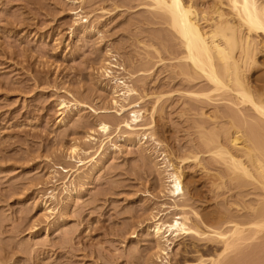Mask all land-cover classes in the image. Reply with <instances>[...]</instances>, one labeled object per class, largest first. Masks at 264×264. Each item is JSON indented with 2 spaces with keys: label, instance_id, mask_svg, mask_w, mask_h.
Instances as JSON below:
<instances>
[{
  "label": "rangeland",
  "instance_id": "374dc122",
  "mask_svg": "<svg viewBox=\"0 0 264 264\" xmlns=\"http://www.w3.org/2000/svg\"><path fill=\"white\" fill-rule=\"evenodd\" d=\"M205 1L197 0V8L206 10L212 0ZM81 2V15L91 17L87 23L76 26L75 15L70 11L80 3L0 0V264H164L152 257L156 249L147 242L146 226L152 222L153 211L170 212L174 203L172 199L162 198V178L156 170L155 160L165 154L184 174L185 199L186 204L190 203L188 210L191 209L188 213L195 210L210 227H201L191 216L192 226H199L202 230L222 228L231 231V225L227 228L225 224L226 215H229L225 214L226 204L245 205L248 202L238 196L239 191L233 189L229 180L224 179L226 187L220 181L223 187L220 190L217 187L218 192L215 191V183L219 182L215 176L217 173L212 170L208 174L201 170L206 165L211 169L214 160L205 156L207 149L200 140V125L208 131L213 123L224 125L221 120L217 123L212 119V123L207 117L208 114L218 115V108L222 106L206 107L200 104L201 100L186 94L202 93L204 86L199 84L201 88L199 85L192 88L178 77L177 63L169 59V53H175L178 48V41H174L170 30L162 25L159 13L150 8V1ZM84 26L87 29L93 26L96 31L86 33ZM165 45L170 50L166 54ZM108 50L120 67L123 66V70H119L120 77H126L127 83L124 82L137 92L125 105L140 103L137 108L144 113L140 124L152 127L147 132L155 134L159 146L150 141V137L143 140L146 143L142 147L130 144L124 130L115 131L118 121L107 116H94L86 108L81 109L79 104L97 110L112 108L110 90L115 85L111 87L100 72ZM245 77L250 79L254 91L264 93L263 44L259 45L256 59ZM158 96H162L159 101ZM62 100L69 108L60 115L58 103ZM153 107H156L154 124L150 114ZM200 113L205 117L202 118ZM11 114L13 119H9ZM80 115L86 119L85 125L77 124ZM98 121L110 124L111 130L108 134L96 131V140L85 142L84 136L89 130L97 129ZM142 133L144 135L143 131L137 135ZM137 135L130 136L135 138ZM253 138L256 142L258 136ZM74 143L88 152L81 155L85 164L79 175L99 171L81 188L77 173L62 170L76 169L68 156ZM99 151L102 154L94 158ZM195 154L199 158L190 159ZM259 155L264 159V151ZM188 157L186 165L181 163ZM74 183L81 194L74 201L69 215L64 216L67 219L63 217L64 226L52 229L50 235L43 231L33 234L30 230L32 224L42 221L41 230L46 226L41 199L55 195L57 199L65 200L67 189L75 187ZM215 195L219 196L218 199ZM61 208L64 206L59 205L56 209L54 221L62 214ZM172 214L162 216L161 220L170 223L174 217ZM230 220L237 221L233 217ZM238 222L242 220L238 219ZM62 229L68 231V235H63ZM134 233L137 237H132ZM263 240L243 245L244 248L218 262L222 244L216 245L215 250L209 249L206 241L186 236L178 243L189 247L179 253L176 246L170 254V261L173 264H197L199 260L203 264H214L215 261L216 264H264Z\"/></svg>",
  "mask_w": 264,
  "mask_h": 264
},
{
  "label": "bare ground",
  "instance_id": "6f19581e",
  "mask_svg": "<svg viewBox=\"0 0 264 264\" xmlns=\"http://www.w3.org/2000/svg\"><path fill=\"white\" fill-rule=\"evenodd\" d=\"M68 1L72 4L75 3V5L76 3H80L78 4L79 6H77V8L70 11V14L75 15L74 25L76 24V26H78L81 24V22L83 24V22L87 23L90 21L88 19L89 16L83 17L81 15V12H83V5L81 6V3L83 2L81 1L83 0ZM149 1L151 4H147L150 5V8L155 10L156 13H159L162 25L170 30L174 41L175 39L178 41V48L175 50V53H169L170 50L168 49V46H166L167 44L164 47L165 54H170L169 57L171 58L169 59L171 62L175 61V63H177L178 68L176 66L175 68L179 69L178 77L186 82V84L188 83L189 86L191 85L192 88H196L197 85L201 84L208 90L205 92L204 90L206 88L204 89L203 87V90H201L203 91L202 93L189 92V94H186L191 95V98L194 97L199 101L201 100L200 104H203L206 107L210 105H216L218 107L219 105L222 106H220L221 108H218L219 111H222V114L219 113L217 109L216 112L218 111V115H210L211 117L209 114L207 115V113L205 114L203 111V113L211 119L210 120L207 118V120L209 119V121H212L213 119L217 123L221 120V124L224 123V125L222 124L220 126L219 123V127L216 123H213L214 121H212L213 127L212 129L210 128L211 130L209 129V131L207 128V130H204V127L200 125V130L203 131H199V133H201L199 134L201 135L200 140L202 139V143L207 149L205 156H211L213 158L211 160H214L213 164L211 163L210 165L211 169H208V165H206L207 167L202 166L201 170L208 174H210V171L214 170V172L217 173V175L215 174L216 178L219 179V182H223L225 187L226 181L224 179L229 180V182L233 184V189L239 191L238 196L242 197L244 200L248 199V202H246V204L244 203L245 205L239 203L237 204L236 202H230L232 204H226L227 208L225 211L227 213L225 214L230 215H226V218L228 217L229 219L230 217L231 219V217H233L237 219V221H231L229 219V222L228 219L227 221L224 220L226 222V227L231 225V231L230 229H227L230 232L223 231L222 228L221 230H202L199 228V226H192L191 216H193L192 218H195L193 220H196L198 225H201V227H210H207L201 215L195 213V210L192 214L188 213V211L191 209L189 208L188 210V205L190 203L188 202L189 204H186L187 201L185 199L183 188L184 174H182L180 168H176V166H174V164L170 161V158H168L165 154L164 156L162 155V157L158 160H155L154 157L152 158V161H156H154L156 170L160 173L159 175L162 178V181L160 180L162 183H160L162 188V198H168L169 200L172 199L171 201H173L174 204L172 203L173 206L171 207L170 212L167 210V213L165 212L162 214L161 212L155 213V211H153L151 214L152 222L146 226L148 237L147 242L150 245H153L154 249H156V252L152 257L157 261L159 260L163 262L164 264H173L170 261V254L175 251L174 248L176 246V250L179 253L182 249L185 250V248L187 249L189 247L188 244L184 243L181 246V244L178 243V241L182 240L183 237L190 236V238L196 240L206 241L209 244L208 248L214 250L215 248H218L216 245L222 244L220 249L221 252H219L220 254L217 255V257H219L217 258L219 262L220 258H225L230 253L238 251V249H240L243 245L250 244L257 240L259 241L262 238L264 239V159H261L259 155L264 151V93L258 94V90L254 88L256 91L255 92L249 82L250 79L248 80L245 77V73L249 71L252 62H254L256 59L259 45L261 46L263 44L264 46V2L262 0H212L210 4L208 3V9L206 7V10H200L197 8V0H148V2ZM85 26L84 31H86V33L96 31L95 27L93 28V26L90 29H87V26ZM71 32L73 31L71 30ZM165 43L166 42H164V44ZM114 57L115 56L110 52V50H108L106 52V59H104V62L100 68V72L102 73L103 77L105 76V78H107V80L110 82L112 85L111 87L115 85L113 89L110 88V104L112 108H102L101 110H97L88 105L79 104L81 109L86 108L88 112H92L94 116H107L118 121L115 131L120 133L122 130H124L129 136L124 138L128 137L127 141L130 144H140L142 147V145L146 143L143 142V140H149L150 137V141H154L159 146L160 143L158 140H156L155 134L147 132L152 127H143V125L141 126L140 124L144 117V113L138 109L140 107V103H134L133 105L129 103L125 105L129 98L134 94L136 95L137 92L135 88L126 84V77H120L121 72L119 70H123V66L120 67L119 62L115 60L116 58ZM160 61L162 62V60ZM114 63H118L119 65ZM148 95L149 94L146 92L145 96L148 97ZM161 98L162 96H158L157 101H159ZM67 107L68 105L64 100L59 101L58 108L61 112L60 115L63 114ZM155 108L156 107H153V110L150 113L152 116V124H154L153 114L155 112ZM203 109L204 107L202 110ZM201 115L202 118L205 117H203V114ZM1 116L2 115H0V117ZM82 117L80 115V117L76 119L78 125H82L83 123L85 125L86 119ZM9 119H13L12 114ZM60 121L63 123L64 118L60 119ZM204 122H202L203 125ZM77 126H74V128ZM111 127L112 126L106 122L98 121L96 126L97 129L89 130L84 136V139L86 140L85 142L96 140V137H94L96 131H102L105 134H108L111 130ZM197 127L199 126L197 125ZM243 129H247L249 133L247 130L244 131ZM141 131L144 132V135L143 133L137 135V132ZM251 131H254L258 134L257 135L255 133L256 137L258 136L256 142L260 146L255 144V138H253L255 135ZM133 133H136L137 135L135 138L130 136ZM259 137H262L263 139H259ZM102 143L104 144V142ZM74 144L75 145L69 149L68 156L71 162L75 163V167L73 168L76 169H74L75 171L73 169L66 170V168L62 170L67 173H77V180L81 188L83 187L85 181L91 182V180L99 171L96 169L95 171L91 173L89 172L86 175H79L81 167L85 164L84 160L81 158V155H87L88 152L85 151V149L83 150L80 148L78 145H76V143ZM257 146L258 149L256 148ZM261 146L263 147L262 149H260ZM258 150L261 151L259 152ZM0 151L2 152V150ZM1 152L0 154L2 155ZM238 153L240 154L238 155ZM101 154L102 151L97 153L94 158ZM197 155L198 154H195V157L191 156V158H186V161L182 159L181 163L186 165V163H188L187 159L189 158L197 160L199 158ZM262 156L264 157V155ZM200 164L202 165L201 162ZM214 181L213 184L215 183ZM221 182L220 186L218 183H215V191L218 192V190H216L217 187H219V190L220 187L222 189L223 185ZM75 185L76 184L74 183V186ZM11 188H13V186ZM14 188L17 187L15 186ZM17 189L13 190L15 191ZM224 189L226 188H223V190ZM21 190H23V188ZM11 191L12 190L9 192ZM67 194L68 195L65 197V200L57 199L55 195H50V197L47 199H45L46 197L41 199L40 204L44 212L42 214V218L43 222L46 223V226L41 230L40 226L42 221L37 224H32L30 230L33 234H38L40 231H43L45 232L44 234L50 235L52 233V229H58L59 226L62 227L61 225L64 224V220L67 219L65 217L70 213V208L73 206L74 201L81 193L76 189L75 186L71 189H67ZM217 195L215 196L217 197ZM188 201H190V199H188ZM59 205L64 206V208H61V210H63L62 214H58L61 217L56 216L57 221H54V215L56 214L55 212L56 209L59 208ZM166 208L169 209L170 207ZM170 213H173L172 215H174V217L172 216V221H170V223L163 222L161 220L162 216ZM57 217H59V219ZM238 219H241L242 222L244 220L245 222H238ZM64 232L65 231H63V233ZM66 232L68 233V231ZM66 232L63 235H68ZM132 237L137 236H135L134 233V236ZM214 260L216 259L214 258ZM216 263L217 261H215L214 264ZM197 264L203 263L199 260V263Z\"/></svg>",
  "mask_w": 264,
  "mask_h": 264
}]
</instances>
